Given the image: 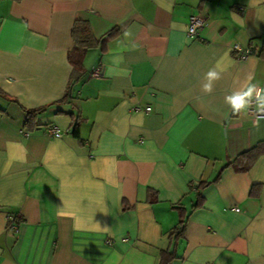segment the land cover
I'll return each mask as SVG.
<instances>
[{
	"label": "crops",
	"instance_id": "crops-1",
	"mask_svg": "<svg viewBox=\"0 0 264 264\" xmlns=\"http://www.w3.org/2000/svg\"><path fill=\"white\" fill-rule=\"evenodd\" d=\"M76 21L99 43L53 105ZM263 43L264 0H0V264H264V154L227 166L264 118L224 100L249 77L264 88V57L234 49Z\"/></svg>",
	"mask_w": 264,
	"mask_h": 264
},
{
	"label": "trees",
	"instance_id": "trees-1",
	"mask_svg": "<svg viewBox=\"0 0 264 264\" xmlns=\"http://www.w3.org/2000/svg\"><path fill=\"white\" fill-rule=\"evenodd\" d=\"M71 39L73 42L72 49L67 54V61L71 67V76L69 79V86L61 100L53 103V105L65 103L70 100V87L80 82L85 76L83 60L84 54L86 51L94 49L98 45V41L93 37L90 26L86 21H76L71 29ZM109 35V34H108ZM249 54L257 55L258 57H264V43L260 50L256 51L254 49L249 50ZM240 59L239 57H237ZM46 108H42L39 110H28L25 111L26 121L29 122V119L34 115H37ZM78 122H74L71 128L68 130L67 135H71L73 137L78 136ZM49 128V126H46ZM28 133V132H26ZM264 154V141L259 142L253 148L241 153L237 158L233 161L229 162L227 166H232L237 172H246L252 163L261 155ZM15 220V218H13ZM12 221V219H11ZM16 221V220H15ZM185 225L184 221H179L178 225L173 229L170 240L171 242H176L178 239L182 238L184 233ZM174 251L163 252L162 253V264H169L173 259Z\"/></svg>",
	"mask_w": 264,
	"mask_h": 264
},
{
	"label": "clouds",
	"instance_id": "clouds-1",
	"mask_svg": "<svg viewBox=\"0 0 264 264\" xmlns=\"http://www.w3.org/2000/svg\"><path fill=\"white\" fill-rule=\"evenodd\" d=\"M128 33H125L127 35ZM226 69L220 66L218 62L216 67L210 69L205 74V81L202 84V91L211 94L213 91L214 82L222 78V72ZM252 77H249L248 82L244 84L239 90L232 91L226 95L225 103L231 108L234 113L247 111L251 106L253 100L256 104V112L264 114V88L258 87L256 84L251 83ZM254 126L259 125V117L253 121ZM58 215H64L63 211L58 212Z\"/></svg>",
	"mask_w": 264,
	"mask_h": 264
},
{
	"label": "built area",
	"instance_id": "built-area-1",
	"mask_svg": "<svg viewBox=\"0 0 264 264\" xmlns=\"http://www.w3.org/2000/svg\"><path fill=\"white\" fill-rule=\"evenodd\" d=\"M206 23V20L202 19V18H198V17H195V16H192L189 18V21H188V24H187V28H186V34L190 37H194V36H197L198 35V31L205 25ZM235 51L237 53V56L240 58V59H243L245 58L247 55H249V51H244L242 52L237 46H235ZM92 77L94 78H99L101 77V71L99 69H96L93 71ZM133 111H138L139 108L138 107H134L132 109ZM143 111L148 114L150 111H151V108L149 105H146L144 108H143ZM248 113L250 115L253 116L254 119H257L259 117V119L261 118H264V114H258L256 112V104H255V101L253 100L251 106L248 108ZM23 134V133H22ZM47 134L49 135V137L51 138H55V139H59L63 136L64 133H61L58 129L56 128H49L48 131H47ZM23 136L27 137L28 134H23Z\"/></svg>",
	"mask_w": 264,
	"mask_h": 264
}]
</instances>
